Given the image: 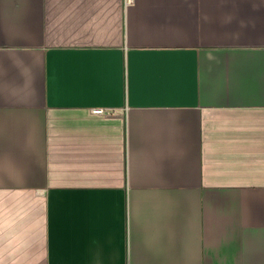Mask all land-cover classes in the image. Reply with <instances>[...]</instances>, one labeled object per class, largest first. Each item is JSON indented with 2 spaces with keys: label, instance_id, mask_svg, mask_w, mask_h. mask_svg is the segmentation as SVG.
I'll return each mask as SVG.
<instances>
[{
  "label": "crops",
  "instance_id": "1",
  "mask_svg": "<svg viewBox=\"0 0 264 264\" xmlns=\"http://www.w3.org/2000/svg\"><path fill=\"white\" fill-rule=\"evenodd\" d=\"M0 264H264V0H0Z\"/></svg>",
  "mask_w": 264,
  "mask_h": 264
},
{
  "label": "built area",
  "instance_id": "2",
  "mask_svg": "<svg viewBox=\"0 0 264 264\" xmlns=\"http://www.w3.org/2000/svg\"><path fill=\"white\" fill-rule=\"evenodd\" d=\"M133 0H124L125 4L128 5L132 2ZM94 112L97 114H104L105 110L103 108H95Z\"/></svg>",
  "mask_w": 264,
  "mask_h": 264
}]
</instances>
